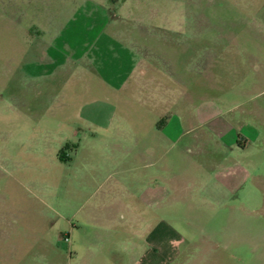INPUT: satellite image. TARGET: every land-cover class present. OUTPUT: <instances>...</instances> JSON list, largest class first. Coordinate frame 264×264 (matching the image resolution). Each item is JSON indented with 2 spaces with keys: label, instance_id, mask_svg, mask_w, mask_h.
I'll return each instance as SVG.
<instances>
[{
  "label": "rangeland",
  "instance_id": "374dc122",
  "mask_svg": "<svg viewBox=\"0 0 264 264\" xmlns=\"http://www.w3.org/2000/svg\"><path fill=\"white\" fill-rule=\"evenodd\" d=\"M0 264H264V0H0Z\"/></svg>",
  "mask_w": 264,
  "mask_h": 264
},
{
  "label": "crops",
  "instance_id": "0c3cea01",
  "mask_svg": "<svg viewBox=\"0 0 264 264\" xmlns=\"http://www.w3.org/2000/svg\"><path fill=\"white\" fill-rule=\"evenodd\" d=\"M169 97H165V101L169 102ZM172 101V98L170 99ZM175 115H171V118L168 119L167 122H165L164 126L160 129V133L163 137H165L168 141H170L173 144H177L178 141L186 138L188 135H192V130L185 131L179 119L177 117H174ZM214 119H217L213 117ZM211 118V119H213ZM207 120L206 122H213L212 120ZM213 126V125H212ZM221 124L219 126H213L212 130L215 134L222 136V139L226 144L229 146H234L238 141L237 137L234 134L233 130H227L224 128V131L220 130ZM201 133H206L205 130L201 131ZM193 134L192 136H194ZM212 136V134H209ZM203 137H205V134H203ZM139 147V183L143 185V190L148 186V184L152 187L154 185V188L151 192V199L156 200L157 197L161 198L162 193L165 191V194L170 191H178L179 190V180L177 179L176 174L173 173L170 169L166 168L165 170L160 165L162 162V155H157L158 153V146L153 148H147V147ZM158 150V151H157ZM159 156V157H158ZM244 172L242 170H232L228 173L227 180H240ZM245 174V173H244ZM235 182V181H234ZM170 187V188H168ZM131 192V191H130ZM128 191V195L125 196V198L134 197V193H130ZM161 201V200H160ZM155 204H158L160 207V202H156ZM157 205V206H158ZM105 211V212H104ZM99 211L93 209L87 212V216L94 217L96 216V213ZM101 212V211H100ZM102 212L106 213L107 209L102 210Z\"/></svg>",
  "mask_w": 264,
  "mask_h": 264
}]
</instances>
